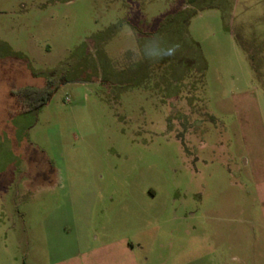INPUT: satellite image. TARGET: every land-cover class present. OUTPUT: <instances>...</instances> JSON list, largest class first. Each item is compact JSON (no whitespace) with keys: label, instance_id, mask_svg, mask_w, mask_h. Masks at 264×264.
Masks as SVG:
<instances>
[{"label":"rangeland","instance_id":"rangeland-1","mask_svg":"<svg viewBox=\"0 0 264 264\" xmlns=\"http://www.w3.org/2000/svg\"><path fill=\"white\" fill-rule=\"evenodd\" d=\"M0 264H264V0H0Z\"/></svg>","mask_w":264,"mask_h":264},{"label":"trees","instance_id":"trees-1","mask_svg":"<svg viewBox=\"0 0 264 264\" xmlns=\"http://www.w3.org/2000/svg\"><path fill=\"white\" fill-rule=\"evenodd\" d=\"M45 73L47 75V80L44 84L24 85L12 90L19 110H38L41 106L50 101L60 85L63 84V79L54 83V76L58 73L56 68L48 70Z\"/></svg>","mask_w":264,"mask_h":264},{"label":"clouds","instance_id":"clouds-1","mask_svg":"<svg viewBox=\"0 0 264 264\" xmlns=\"http://www.w3.org/2000/svg\"><path fill=\"white\" fill-rule=\"evenodd\" d=\"M148 47L150 49L149 55L151 56H159V55L164 54L163 49L158 47V44L156 41L150 42Z\"/></svg>","mask_w":264,"mask_h":264},{"label":"water","instance_id":"water-1","mask_svg":"<svg viewBox=\"0 0 264 264\" xmlns=\"http://www.w3.org/2000/svg\"><path fill=\"white\" fill-rule=\"evenodd\" d=\"M73 82H75V83H86L85 81H81V80H75Z\"/></svg>","mask_w":264,"mask_h":264}]
</instances>
